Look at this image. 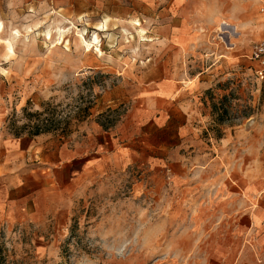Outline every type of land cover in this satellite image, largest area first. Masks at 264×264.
Instances as JSON below:
<instances>
[{
    "label": "rangeland",
    "instance_id": "1",
    "mask_svg": "<svg viewBox=\"0 0 264 264\" xmlns=\"http://www.w3.org/2000/svg\"><path fill=\"white\" fill-rule=\"evenodd\" d=\"M239 1L245 8L189 2L198 41L174 64L158 30L183 17L166 14L162 0H0L6 131L45 135L86 155L116 151L122 134L138 149L100 161L58 214L1 228L0 264H223L229 219L264 209V77L250 58L263 20L257 0ZM223 20L237 25L233 33L219 30ZM131 108H175L174 122L167 134L131 124ZM176 108H201L205 128L200 144L185 142L181 157L190 161L174 172L172 159L156 158L179 141L185 115ZM239 228L233 264L247 242Z\"/></svg>",
    "mask_w": 264,
    "mask_h": 264
},
{
    "label": "crops",
    "instance_id": "2",
    "mask_svg": "<svg viewBox=\"0 0 264 264\" xmlns=\"http://www.w3.org/2000/svg\"><path fill=\"white\" fill-rule=\"evenodd\" d=\"M191 1L207 2L211 8H214L215 3L222 0H162L161 5L167 12L166 14L183 17L179 23L161 25L158 30L162 36L161 43L176 51L174 57H169L168 63L181 64L184 54L191 53L196 47V41H198L195 34L196 26L192 24L190 18H187L192 8L189 3ZM236 1L237 4L234 3L237 7L245 8L242 2ZM260 1L257 0L258 6ZM240 11L239 8L238 13H242ZM259 24L260 22L255 23L252 27L259 28L261 26ZM173 109L175 108H131L126 121L138 125L152 123L157 126L158 132L167 134L171 123L174 122V118L169 114ZM176 109L181 110L185 115V120L176 126V137H179V141L172 145L168 144L171 145V152L169 151L171 157L158 156L156 158L158 163L163 162L164 164L165 161L172 159V163L167 166L174 172L179 161L185 162L183 158L186 157H181L185 142L191 140L193 144H200V132L205 128V123L200 120L203 114L201 108ZM4 122L5 111L4 108H0V229H9L11 226L28 221H38L49 211L58 214L64 207L67 197L69 198V194L79 191L83 177L100 161L110 159L115 154L125 159L138 154L134 141L129 140L127 143H122L123 134L114 138L115 145H120L116 151L108 153L95 151L87 156L78 150L68 149L60 143H54L45 135H12L3 127ZM127 134L134 137L133 132H127ZM160 144L161 148H167V145ZM200 152H202L201 149H194L191 154L195 153L199 156ZM186 161L189 162L190 159L186 158ZM231 204L234 208L232 201ZM237 216H232L227 223L230 226L229 233L233 236L225 235L224 243L227 248L221 258L222 263H235L231 256L233 253L231 243L234 240L233 237L239 236V226L242 224L246 227L244 234L247 242H244V245L247 248L244 247L239 254L237 264H246V262L257 264L255 253L250 251L251 241L253 242L252 247L261 252V263L264 264V209H246Z\"/></svg>",
    "mask_w": 264,
    "mask_h": 264
},
{
    "label": "built area",
    "instance_id": "3",
    "mask_svg": "<svg viewBox=\"0 0 264 264\" xmlns=\"http://www.w3.org/2000/svg\"><path fill=\"white\" fill-rule=\"evenodd\" d=\"M158 1V0H155ZM258 12L263 20V29L261 37L258 41H256L252 47L250 52V58L260 64L258 68H256V74L260 77H264V0L260 1Z\"/></svg>",
    "mask_w": 264,
    "mask_h": 264
},
{
    "label": "bare ground",
    "instance_id": "4",
    "mask_svg": "<svg viewBox=\"0 0 264 264\" xmlns=\"http://www.w3.org/2000/svg\"><path fill=\"white\" fill-rule=\"evenodd\" d=\"M135 24H137V25H140V22H135ZM102 27L106 30L107 29V23H103L102 24ZM3 25H2V23H0V31H2L3 29ZM234 28H236V26L235 25H231V24H229L228 22H226V21H222L221 23H220V26H219V30L220 31H222V32H227V33H233V29ZM19 34V33H18ZM47 35L51 38V32L50 31H48L47 32ZM61 35H63V34H61ZM82 36V38H83V44H84V48H85V50L86 51H90L91 49H93V47H94V43H93V41L92 40H87V39H85L84 37H83V35H81ZM99 40V38H98V35L97 34H95V38H94V41H98Z\"/></svg>",
    "mask_w": 264,
    "mask_h": 264
},
{
    "label": "trees",
    "instance_id": "5",
    "mask_svg": "<svg viewBox=\"0 0 264 264\" xmlns=\"http://www.w3.org/2000/svg\"><path fill=\"white\" fill-rule=\"evenodd\" d=\"M220 120H224V116L221 115ZM39 132H35V134H38Z\"/></svg>",
    "mask_w": 264,
    "mask_h": 264
}]
</instances>
